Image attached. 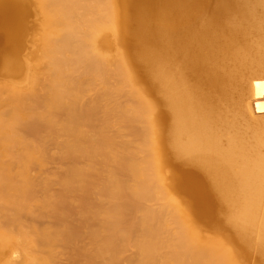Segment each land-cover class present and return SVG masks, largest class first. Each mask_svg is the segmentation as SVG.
Listing matches in <instances>:
<instances>
[{
    "label": "bare ground",
    "instance_id": "bare-ground-1",
    "mask_svg": "<svg viewBox=\"0 0 264 264\" xmlns=\"http://www.w3.org/2000/svg\"><path fill=\"white\" fill-rule=\"evenodd\" d=\"M0 73V264H264V0H0Z\"/></svg>",
    "mask_w": 264,
    "mask_h": 264
},
{
    "label": "rangeland",
    "instance_id": "rangeland-1",
    "mask_svg": "<svg viewBox=\"0 0 264 264\" xmlns=\"http://www.w3.org/2000/svg\"><path fill=\"white\" fill-rule=\"evenodd\" d=\"M32 20V21H31ZM30 21H31V23H30ZM38 22V17H36L35 15H32V17L31 18H29V27H30V32H32V33H30L29 32V34H28V36L29 37H27L28 39V50H26L25 52H26V54L27 55H31V53H30V51H31V49H32V44H33V42H32V40H35V37L36 36H38L39 34H38V32H37V22ZM32 22H33V24L35 25V23H36V25L34 26L33 24H32ZM30 24L32 25V26H30ZM34 27H36V28H34ZM35 30H36V32H35ZM33 32L35 33V35L33 34ZM34 35V36H33ZM34 37V38H33ZM33 38V39H32ZM3 79H4V77H3V75L0 73V83L1 82H3ZM255 255V254H254ZM255 257V256H254ZM254 257H253V255H252V257L250 258V262L251 261H254V260H252V259H254ZM256 257H258L259 258V256L258 255H256ZM255 257V258H256ZM257 259V258H256ZM256 259H255V261L254 262H256ZM249 262V264H255V263H250ZM257 262H259V260L257 259ZM260 264H262L261 262H259ZM259 263H257V264H259Z\"/></svg>",
    "mask_w": 264,
    "mask_h": 264
}]
</instances>
